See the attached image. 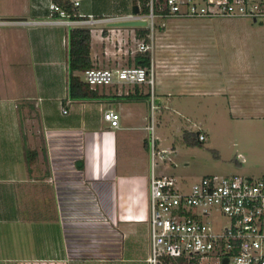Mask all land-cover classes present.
<instances>
[{
	"label": "crops",
	"instance_id": "crops-1",
	"mask_svg": "<svg viewBox=\"0 0 264 264\" xmlns=\"http://www.w3.org/2000/svg\"><path fill=\"white\" fill-rule=\"evenodd\" d=\"M73 1L0 0V26L11 27L8 30L15 35L12 38L19 58L15 63L24 64L26 59L22 58L31 54L32 62L44 69L41 81L45 83L33 93H24V89L18 95L23 109L15 118V137L25 136L27 146L26 139L29 143L35 140L32 129L41 134L37 144L28 147L37 152L36 159L27 162L20 141L15 146L17 153L10 150L8 157H0V264H114L124 261L126 255L129 257L125 260H135L143 252L146 255L140 260L148 264L149 154L144 156L143 165L131 155L121 158L118 152V142L120 148L121 142L126 147L137 131H144L143 147L150 150L146 127L151 108L149 96L144 97L148 91L143 86L116 84L97 87L96 99L69 98L71 30H92L91 58L97 67L134 65V59L145 54L137 51L142 39L136 28H112L106 22L128 20L134 0H80L77 7ZM51 3H69L72 13L66 18L52 14ZM80 15H92L97 22L80 23ZM181 20L188 19L167 22L178 24ZM176 26L171 27L169 35L178 43L180 31ZM215 32L219 30L200 29L188 34L186 48L185 43L180 44L183 48L179 51L185 50L181 53L185 60L176 61L178 64L169 61L167 66L157 49L153 56L149 52L156 72V113L161 116L158 125L166 114L184 113L198 130L186 131L193 142L201 133L205 143L213 131L202 117H197L206 114L208 101L215 100L219 106L225 102L223 109H228L232 117L248 112L264 119V70L242 66L245 39L236 29L229 30V38L224 31L220 33L222 39ZM221 41L230 46L232 57L224 60L218 54L211 59L205 43ZM168 76L170 79L165 80ZM56 77L61 79L58 86L53 84ZM108 110L119 115L118 128L104 119ZM21 114L28 116L30 135L25 132L22 136ZM30 114L36 118H30ZM157 137L160 148L167 149ZM17 219L25 225L21 236L13 227ZM34 226L41 228L40 234ZM40 238L43 244L35 245Z\"/></svg>",
	"mask_w": 264,
	"mask_h": 264
},
{
	"label": "built area",
	"instance_id": "built-area-1",
	"mask_svg": "<svg viewBox=\"0 0 264 264\" xmlns=\"http://www.w3.org/2000/svg\"><path fill=\"white\" fill-rule=\"evenodd\" d=\"M74 7L80 0H74ZM147 13L132 14L128 20H146L150 42L144 38L137 51L152 53L154 33L172 19H231L264 21V0H148ZM140 8V6H139ZM52 14L70 15L51 3ZM141 10V8H140ZM80 23L97 22L92 15H80ZM113 19L107 20L111 22ZM92 31V30H91ZM152 33V34H151ZM92 89L111 85L149 86L150 115L147 118L152 164L147 222L150 226L148 264H264V177H224L209 175L184 188L178 180L156 172V156L163 159L156 133V72L150 67L126 65L94 67L82 74ZM63 113H67L63 109ZM111 127L118 128L120 117L112 110L104 112ZM199 142L206 140L199 133ZM159 146V147H158ZM244 162L243 155L238 157Z\"/></svg>",
	"mask_w": 264,
	"mask_h": 264
},
{
	"label": "rangeland",
	"instance_id": "rangeland-1",
	"mask_svg": "<svg viewBox=\"0 0 264 264\" xmlns=\"http://www.w3.org/2000/svg\"><path fill=\"white\" fill-rule=\"evenodd\" d=\"M174 25H177L175 29L177 30L178 28L180 31L178 43L173 42V40H171L172 37L169 35L171 27ZM0 28H2L0 30H3L0 31V157H8L9 155H7V153L10 150L17 153V150L15 151V146L18 141L23 143L24 147V133L26 132V134L30 135L29 129L31 130V127L26 124L28 116L21 114L19 119L22 124V136L24 137L16 139L15 134H17V131L14 129L15 118L17 116V111L21 112V109H23V101H21L20 98L18 99V95L24 89H26L24 93L28 91L33 93L37 86L39 87L45 83L41 81V74L44 72V69L35 65L34 61L32 62L31 54H29L28 57L25 56L22 58L24 60L26 59L23 61L24 64L15 63L17 59H19L17 53H15L14 38H12L15 37V35L13 31L8 30L11 27H6L5 29L0 26ZM200 29H205L207 31L209 29H212L213 31L219 30V32L215 33H218L217 36L220 39H222L220 33L223 31L227 33V38H229V30L236 29V31L240 33V37L245 39L242 42V66L247 65L259 67V69L264 70V21L254 22L242 18H218L212 20H181L178 21V24L167 22L164 29L158 28L155 31L153 37L154 48L162 55L161 57L165 60L167 66H169V61L174 62L175 64L177 63L176 61H179L180 63L185 60V57L181 55V53H185V50L183 49V52H179L180 48H183L180 44L185 43V47L186 43L189 42L188 36L191 32ZM147 42H150V38ZM205 44L206 50L209 51L211 59H215L218 54L224 60H228L232 57L230 46L227 45L229 44L228 39L227 44L225 45L222 41L214 45H210V43ZM208 44L210 45V48H208ZM173 45H176V47H172ZM175 52H177L176 58ZM151 55L153 56V52ZM122 64H126V62H123ZM99 67L110 68L112 67V64ZM52 70H57V68H53ZM164 78L165 80L170 79L169 76ZM53 81V84L56 86L61 84L60 78L56 77ZM143 88L149 92V86L145 85ZM179 101L182 105L185 104L184 98H181ZM215 103V100L208 101V108H206V110L204 109L206 114H199V116H197L199 118L202 117V122H206V124L208 126L210 125L213 129L211 132L212 137L211 133H209L210 137H208L207 141L202 144L197 140L192 144L186 139V131H193V133H197L198 131L196 127L193 128L191 126L192 123L188 120L186 114H166L164 115L166 120L162 119L163 123L160 122L161 126H159L157 119L161 121V116L156 113L155 134L160 136L161 140L164 142V146L167 148V154L163 159L160 155L156 156V172L158 175L167 174L173 176L184 186V188L192 186L202 177L209 175L251 178L264 177V119L260 120L248 112H245L243 115H234V117H232L228 109H223V105L226 104L225 102L221 106L215 105ZM217 106L219 107L217 108ZM250 115L254 117H251ZM29 117L32 119L36 118L35 115L31 114ZM35 129H32V132L34 131L33 133L35 135L33 143L32 141L29 143V139H26V141H28V147H33V144H37L38 136L41 135L37 134ZM143 134L144 131L135 132V134H133L134 138L131 139V142L128 140L126 147L121 142L120 148L118 142V152L121 158L131 155L132 160L140 161L143 165H146L144 156L149 154V159L147 160L149 171L152 164V155L150 150L143 147ZM147 143L151 147V137H148ZM171 148H173V150H171ZM22 150L25 153V149ZM241 155L245 157V161L242 163L238 161V157ZM143 165L139 166L143 167ZM13 227L19 232V236L25 234H21V231L24 232L25 225L20 223V219H17V222L13 224ZM34 230H38L39 234L41 232V228L38 226H34ZM36 234L37 232L34 233L35 236ZM24 240L26 241V238ZM21 241H19V243ZM130 243L131 242L128 244ZM42 244L43 242L40 238L35 245L41 246ZM145 255L144 252L140 253L138 254V257L133 258L135 260L130 261L125 260L129 257L126 255L124 261L114 264H143L140 259H142L141 256L145 257Z\"/></svg>",
	"mask_w": 264,
	"mask_h": 264
},
{
	"label": "trees",
	"instance_id": "trees-1",
	"mask_svg": "<svg viewBox=\"0 0 264 264\" xmlns=\"http://www.w3.org/2000/svg\"><path fill=\"white\" fill-rule=\"evenodd\" d=\"M141 8L142 13H147L148 8L146 6L148 0H136ZM68 14L72 12V6L69 3L59 5ZM58 14V13H57ZM75 19V18H73ZM79 20H85L84 18H77ZM140 38H144L146 41L149 40L150 30L145 27L136 28ZM91 41L92 35L91 30L88 28H75L70 31L68 37L69 45V98L74 101L78 100H91L98 97L97 89H92L87 83L84 82L82 74L91 68L97 67L94 65L91 58ZM152 62V56L150 53H145L134 59V65L150 67ZM149 94L144 96L148 97ZM186 139L192 144L190 134H185ZM195 140V139H194ZM196 141V140H195ZM198 141V140H197ZM199 142V141H198ZM202 144V142H199ZM25 155L28 163H32L37 156V152L32 151L24 143Z\"/></svg>",
	"mask_w": 264,
	"mask_h": 264
},
{
	"label": "water",
	"instance_id": "water-1",
	"mask_svg": "<svg viewBox=\"0 0 264 264\" xmlns=\"http://www.w3.org/2000/svg\"><path fill=\"white\" fill-rule=\"evenodd\" d=\"M132 11L133 14L135 15H138L141 11L136 0L133 1ZM8 21H23V20L9 19ZM147 25L148 24L146 20H117V21L109 22V26L112 28H138V27H146Z\"/></svg>",
	"mask_w": 264,
	"mask_h": 264
}]
</instances>
